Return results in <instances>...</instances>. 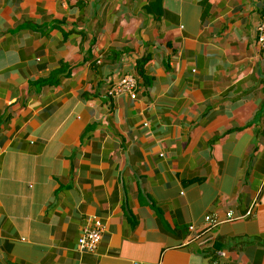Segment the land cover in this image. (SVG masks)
Returning a JSON list of instances; mask_svg holds the SVG:
<instances>
[{"label":"crops","instance_id":"obj_1","mask_svg":"<svg viewBox=\"0 0 264 264\" xmlns=\"http://www.w3.org/2000/svg\"><path fill=\"white\" fill-rule=\"evenodd\" d=\"M263 15L0 0V264H264Z\"/></svg>","mask_w":264,"mask_h":264},{"label":"built area","instance_id":"obj_2","mask_svg":"<svg viewBox=\"0 0 264 264\" xmlns=\"http://www.w3.org/2000/svg\"><path fill=\"white\" fill-rule=\"evenodd\" d=\"M258 40L260 44L264 45V15L262 17V21L258 26ZM136 88H137V80L135 75L127 74L123 76L117 82H114L110 88L109 93L116 97L123 93H129L132 97L136 96ZM235 217L231 212L227 213V219L235 220ZM226 219V220H227ZM209 220V219H208ZM213 222H216L213 220ZM103 234V228L100 223H98L93 229L88 231L79 241V247L88 252L94 253L97 247L100 244L101 238ZM134 264H144L142 262L135 261ZM156 264H161L160 262Z\"/></svg>","mask_w":264,"mask_h":264}]
</instances>
